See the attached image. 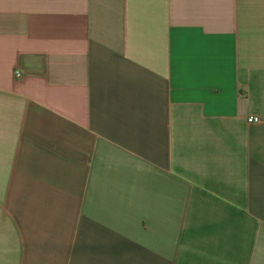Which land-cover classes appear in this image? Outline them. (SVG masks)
Returning a JSON list of instances; mask_svg holds the SVG:
<instances>
[{
	"label": "crops",
	"instance_id": "obj_1",
	"mask_svg": "<svg viewBox=\"0 0 264 264\" xmlns=\"http://www.w3.org/2000/svg\"><path fill=\"white\" fill-rule=\"evenodd\" d=\"M0 264H264V0H0Z\"/></svg>",
	"mask_w": 264,
	"mask_h": 264
},
{
	"label": "built area",
	"instance_id": "obj_2",
	"mask_svg": "<svg viewBox=\"0 0 264 264\" xmlns=\"http://www.w3.org/2000/svg\"><path fill=\"white\" fill-rule=\"evenodd\" d=\"M15 75L17 77H20L21 76V72L20 71H16ZM247 121L249 123H259L261 121V118L259 116H256V115H251V116H248Z\"/></svg>",
	"mask_w": 264,
	"mask_h": 264
}]
</instances>
